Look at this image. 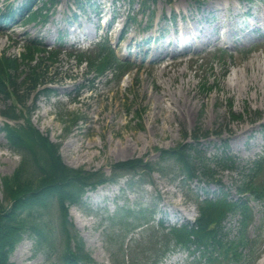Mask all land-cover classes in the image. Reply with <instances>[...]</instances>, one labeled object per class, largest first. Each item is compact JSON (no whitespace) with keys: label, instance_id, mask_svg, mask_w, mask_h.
Instances as JSON below:
<instances>
[{"label":"rangeland","instance_id":"1","mask_svg":"<svg viewBox=\"0 0 264 264\" xmlns=\"http://www.w3.org/2000/svg\"><path fill=\"white\" fill-rule=\"evenodd\" d=\"M13 1L14 8L23 2L0 0V9ZM148 6V11L143 12L138 2L132 5L129 0H93L82 10L74 0H57L47 6L50 8L47 16L38 19V23L28 25L22 20L18 21V27L11 23L7 28H0V54L6 56L20 57L27 39L42 41V47L47 50H53L59 38L62 39L56 62L48 60V52L41 54L46 59L45 64L50 65L44 87L50 86L53 92L36 95L38 99L33 108L36 127L60 145L67 165L100 170L107 176L113 174V164L133 158H145L157 167L165 166L166 162L160 160V149L175 147L185 141V135L198 132L204 137L212 134L202 139L203 145H209V152L217 153L225 142L229 153L242 165L264 155V40L252 46L245 43L246 38L240 44L232 39V27H244L243 15L247 12L252 16L246 24L249 29L256 14L262 20H257V24L264 23V0H210L205 13L197 12L192 0H156L146 4ZM213 10H220V20H213ZM240 13L243 15L231 20V15ZM17 14H20L18 11L16 17L19 18ZM175 14L178 18L172 23ZM131 16L137 20L129 25ZM102 19L105 21L101 22ZM149 25L151 27L146 28ZM124 30L126 33L121 40ZM190 33L206 39L221 35L227 42L215 45L211 41L206 47V50L209 48L207 53L197 54L192 50L176 56L173 46L170 51L164 50L163 45L168 41L183 40ZM149 38L151 42L142 40ZM106 39L114 48L119 45L117 49L122 57L131 52L126 51L130 45L131 49H149V59L153 55L169 54L165 63L132 66L118 81L108 73L92 84L90 80L95 72L86 62L81 64L80 59L98 56ZM216 46L228 49L224 59H220V48ZM22 69L24 67L20 66L19 71ZM19 77L23 79L24 73ZM206 80L211 90L202 89ZM21 86L28 85L22 83ZM34 99L35 93L31 94L28 105ZM229 99L236 113L249 109L252 114H246L241 122H233ZM7 106L8 102L0 95V112ZM137 111H141V118ZM254 112L262 115L256 120L259 114L254 116ZM2 124L0 116V126ZM21 159V152L12 149L5 134L0 133V187L3 178L12 176L18 169ZM168 163L170 169L178 173V167L172 161ZM223 166L226 167L219 169V176L225 185L234 188L241 177L240 170ZM129 182L127 176L118 185H104L86 193L82 203L70 208L72 234L82 239L80 253L90 257L89 264H158V260L152 258L147 240H142L146 233L161 218L172 220L168 223L173 224L194 220L197 216L196 207L187 200L180 180L154 172L141 186L132 187ZM196 186L197 182L191 184L192 189ZM215 188L213 186V190ZM231 193L236 197L235 191ZM254 205L256 210L261 208L260 203L254 202ZM60 216L56 200L47 209L34 208L28 219H38L41 226L44 224L50 232L49 238L40 243L34 234L25 233L11 253L10 262L66 264L67 241ZM230 224V229L236 225L234 221ZM257 225L252 228L250 238L263 250L262 258L255 264H264V222L260 219ZM229 234L233 237L235 230ZM123 248L125 252L118 255ZM177 263L192 264V259L179 254L163 264ZM253 263L252 260L247 262Z\"/></svg>","mask_w":264,"mask_h":264},{"label":"trees","instance_id":"2","mask_svg":"<svg viewBox=\"0 0 264 264\" xmlns=\"http://www.w3.org/2000/svg\"><path fill=\"white\" fill-rule=\"evenodd\" d=\"M39 1H43L45 7L48 3L54 4L57 0H28L24 4L23 10L32 11ZM75 4L84 8L91 0H74ZM135 1V0H133ZM147 0H143L145 5ZM204 2L205 0H197ZM46 9H38L33 12L30 19L37 20L39 16H47ZM10 12V14H9ZM8 13H1L0 19L14 17L12 9ZM44 13V14H43ZM5 19V20H7ZM132 20V19H131ZM5 22V21H1ZM25 52L22 53V62L26 65L35 60L36 55L44 53L46 50L38 43L26 44ZM49 60L54 63L59 54L58 51L49 52ZM98 56L86 57L90 66L96 67L99 74H103L109 69H122L124 64L116 57L115 51L108 44H104ZM86 60V59H85ZM83 61V60H80ZM46 59L40 57L35 66H28L26 76L22 83L28 86H21L17 73L19 71L18 59L0 55V95L8 101L15 96L18 101L25 105L29 96L38 87L47 83L50 65L45 64ZM7 81L11 82L13 95L7 91ZM46 90H39L43 93ZM37 99V98H36ZM16 107L8 106L3 114L9 119H17ZM231 117L242 120L241 115L235 114L232 109ZM31 116V110H28ZM14 117V118H13ZM24 124H5L0 128V132L5 133L11 148L21 152V163L12 176L4 177L0 191V264H12L10 255L20 243L25 233L34 234L40 243L48 240L50 232L48 228L37 220L30 221L28 218L31 211L36 207L47 209L52 201H57L60 208V225L66 237V251L64 262L66 264H89L90 257L82 255L83 242L78 234H72L73 223L70 219V208L77 206L83 201L84 195L88 191L96 190L99 186L107 183H117L120 178L130 177V185L141 186L146 183L145 179L151 177L154 171L159 169L162 173L171 177L179 174L184 181L191 182L195 179L204 182H215L221 185V196L215 201L201 200L198 204L199 217L195 225H184L181 228L164 227L159 229L164 233V242L154 240L152 251L163 258L172 245L183 247L193 253L199 254L200 264L203 261L207 264H247L257 259L260 251L255 239L248 238L247 231L256 221L254 209L251 201H258L264 205V155L245 166L241 165L235 156L229 152L211 158L208 153L201 148L200 138L197 133L193 135L196 144L185 143L169 150H162L161 161H165V166L157 167L152 162L135 158L120 161L113 164V174L106 176L100 170H87L85 168H73L64 162L61 155L60 145L54 143L48 136L36 129L30 117L23 116ZM199 133V132H198ZM168 161H172L177 172L170 169ZM229 165L230 168L240 170L241 179L238 180L236 190L241 195H246L240 200L228 198L227 191H223V182L218 177V168ZM169 167V168H168ZM179 176V177H180ZM138 178V179H137ZM174 179V180H176ZM142 182V183H141ZM189 186V184H188ZM190 189V187H189ZM191 190V189H190ZM190 190H188L190 192ZM238 222L233 237L228 229L230 221ZM264 222V206L262 218ZM163 226V225H161ZM259 229V228H258ZM229 231V232H228ZM183 246H182V245ZM160 257L158 259H160Z\"/></svg>","mask_w":264,"mask_h":264}]
</instances>
